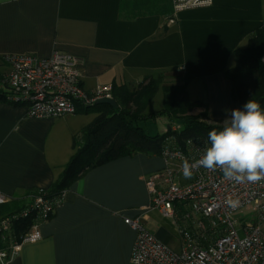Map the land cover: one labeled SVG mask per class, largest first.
<instances>
[{"label":"crops","instance_id":"0c3cea01","mask_svg":"<svg viewBox=\"0 0 264 264\" xmlns=\"http://www.w3.org/2000/svg\"><path fill=\"white\" fill-rule=\"evenodd\" d=\"M172 14L171 0H0V76L8 72L7 54L46 59L58 51L81 60L88 93L100 85L133 88L162 74L165 86L186 84L189 99L205 104L209 122L223 124L241 108L226 71L236 66L234 51L264 28V0H213L168 26ZM26 113L24 106L0 103V192L11 200L0 206V218L53 187L76 153V139L97 117ZM158 123L157 133H165L169 121ZM164 167L162 156L137 154L89 171L65 191L62 206L41 226V239L22 245L10 264H130L137 233L126 218H139L181 252L182 244L152 217L161 215L147 211L146 180Z\"/></svg>","mask_w":264,"mask_h":264},{"label":"built area","instance_id":"2783aa9c","mask_svg":"<svg viewBox=\"0 0 264 264\" xmlns=\"http://www.w3.org/2000/svg\"><path fill=\"white\" fill-rule=\"evenodd\" d=\"M171 2L173 14L168 26L175 24L176 16L183 11L213 4V0ZM3 62L8 72L0 76V89L7 91L11 104L27 109L28 118L59 119L79 114L101 100L113 99L111 85L97 86L92 93L83 88L82 62L74 56L58 51L46 59L7 54ZM172 130L180 131L181 125L176 123ZM166 142L162 153L165 167L146 180L150 196L147 211L158 212L178 227L182 250L177 253L168 248L139 218H126L125 224L137 233L130 264H264V181L237 184L219 170L203 168L185 179L183 162L199 160L207 141L190 139L175 145L169 138ZM46 194L36 191L19 210L0 218V238L5 245L0 250V264H10L22 245L41 239V226L62 206L65 192L59 198ZM228 198L239 199V207H228ZM10 201L0 192V206ZM241 213L245 217L253 215V219L241 220L237 229L234 219ZM29 219L33 221L31 228L19 234L17 225Z\"/></svg>","mask_w":264,"mask_h":264},{"label":"trees","instance_id":"16d2710c","mask_svg":"<svg viewBox=\"0 0 264 264\" xmlns=\"http://www.w3.org/2000/svg\"><path fill=\"white\" fill-rule=\"evenodd\" d=\"M234 53L236 66L226 71L232 84V100L242 108L249 99H254L264 108V28L252 36L245 49H237ZM164 79L162 74L149 76L133 88L126 84H116L113 86V99L119 106L117 110L109 105H96L82 111L84 114L93 112L97 117L76 139V153L46 195L51 198L61 197L86 173L112 161L137 154L160 157L169 138H173L175 145H182L190 139L207 141L209 131L223 126L209 122L205 104L189 99L186 84L165 86ZM160 89L164 93V107L157 114H148V106ZM7 96V91L0 89V103L19 106L11 104ZM198 108L203 110L196 113ZM159 118H166L171 130L167 128L165 133L153 135L149 133L147 124L156 125ZM176 123L181 125L178 132L172 130ZM13 208L16 209L10 210L7 215L20 209L18 206ZM32 224L30 219L22 221L17 225V232L27 233ZM4 246L0 238V250Z\"/></svg>","mask_w":264,"mask_h":264},{"label":"clouds","instance_id":"9594fccd","mask_svg":"<svg viewBox=\"0 0 264 264\" xmlns=\"http://www.w3.org/2000/svg\"><path fill=\"white\" fill-rule=\"evenodd\" d=\"M221 171L234 183L264 181V108L249 99L242 108L232 109L219 129L208 132L203 155L195 163L183 162L182 173L191 179L194 170ZM226 205L236 209L239 199L228 198Z\"/></svg>","mask_w":264,"mask_h":264},{"label":"rangeland","instance_id":"374dc122","mask_svg":"<svg viewBox=\"0 0 264 264\" xmlns=\"http://www.w3.org/2000/svg\"><path fill=\"white\" fill-rule=\"evenodd\" d=\"M163 107H164V93H163V90L160 89V91L158 92L154 100L148 106L147 113L157 114L163 109ZM91 114H95V113L92 112ZM160 127L161 125H159V123L158 125L157 124L155 125L152 123L147 124L149 133L153 135L161 130ZM152 217L158 223L159 227L170 235V237L172 238V240H174L173 242L177 245V247L180 248L183 241H182L181 234L178 230V227L171 220L165 219L159 216L158 214H153ZM252 219H253V215H250V216L247 215L245 217V215L241 213V214H238L234 220L237 221V229H239L241 220L242 222H248V221H252ZM239 232L242 237L243 236L242 231H239Z\"/></svg>","mask_w":264,"mask_h":264},{"label":"water","instance_id":"95a60500","mask_svg":"<svg viewBox=\"0 0 264 264\" xmlns=\"http://www.w3.org/2000/svg\"><path fill=\"white\" fill-rule=\"evenodd\" d=\"M98 105H109L114 110H117L119 108L117 102L114 99H104L98 102ZM168 130H171L170 127H168Z\"/></svg>","mask_w":264,"mask_h":264}]
</instances>
